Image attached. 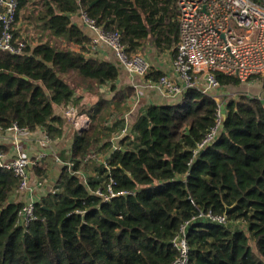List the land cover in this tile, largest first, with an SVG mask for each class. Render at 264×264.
Returning <instances> with one entry per match:
<instances>
[{"label": "trees", "instance_id": "1", "mask_svg": "<svg viewBox=\"0 0 264 264\" xmlns=\"http://www.w3.org/2000/svg\"><path fill=\"white\" fill-rule=\"evenodd\" d=\"M178 1H19L14 35L26 48L21 56L0 51V129H41L51 141L63 140L64 119L56 108L66 106L88 114L90 124L73 134L69 155L60 154L65 165L57 192L36 203V219L26 227L16 224L18 180L0 169V264H174L180 253L173 241L185 226L188 264H264L261 100L223 99L222 117L216 97L189 90L177 103L147 107L111 152L110 139L124 130L122 116L134 93L117 88L121 69L91 56L90 39L71 17L85 13L104 32L118 34L129 57L147 47L173 55ZM30 4H40V11L29 10ZM21 19L66 48L30 46L18 29ZM164 75L150 67L145 80ZM217 79L226 90L241 86L236 78ZM103 87L110 99L101 95ZM216 126L214 139L201 147ZM0 152L7 149L0 146ZM99 155L109 170L89 159ZM40 165L33 167L37 177L46 173ZM88 173L95 177L85 184L78 174ZM109 187L116 197L104 202L96 192L108 194ZM202 214L226 217L228 224Z\"/></svg>", "mask_w": 264, "mask_h": 264}, {"label": "built area", "instance_id": "2", "mask_svg": "<svg viewBox=\"0 0 264 264\" xmlns=\"http://www.w3.org/2000/svg\"><path fill=\"white\" fill-rule=\"evenodd\" d=\"M19 1L0 0V51L21 56L25 53L26 44L14 35ZM177 9L179 41L171 58V67L158 81L145 80V91L157 95L166 104H173L181 101L189 90L206 95L212 91L223 93L226 89L221 87L217 75L236 78L241 84L264 79V0H179ZM81 17L95 35L93 46L109 48L118 65L129 75L145 77L150 65L141 55L129 57L119 42L118 34L104 32L85 13H81ZM139 96L137 92L135 98ZM69 108L65 117L74 129L77 132L88 129L89 116L78 113L73 107ZM125 116L123 119L126 123ZM219 116H222L221 108ZM220 123L221 120L218 121V126ZM218 126L206 137L201 147L214 139ZM126 128L127 124L120 134L112 138L111 152L117 151L121 140L128 136ZM31 133L27 128L17 125L4 131L0 129V137L11 135L16 147L29 142ZM51 142L45 133L40 147L48 148ZM55 158L61 163L57 155ZM36 161L23 152L12 157L0 152V169L12 172L18 180L13 199L22 204L16 222L21 227L35 221V205L46 195L45 180H32L31 174L33 167L37 165ZM101 165L109 170L106 158ZM78 176L86 184L82 174ZM56 192L57 189L54 188L49 194ZM96 194L104 202L116 197L111 187L108 194H103L102 191H97ZM121 195L126 196L127 193ZM201 217L220 225L228 224L226 217H214L211 214H202ZM173 244L180 253L174 264H188L186 226Z\"/></svg>", "mask_w": 264, "mask_h": 264}, {"label": "crops", "instance_id": "3", "mask_svg": "<svg viewBox=\"0 0 264 264\" xmlns=\"http://www.w3.org/2000/svg\"><path fill=\"white\" fill-rule=\"evenodd\" d=\"M71 21L74 25L78 26L83 33L90 39V54L91 56L100 58L104 61H108L111 62L113 64L118 65L117 60L115 59L113 53L111 52V50L109 48H106L105 46L102 45H98V46H93V40L95 39V35L94 33L84 24L83 19L81 17V14H77L71 17ZM147 51L152 52V55L155 57V63L151 64V67L155 70L158 71H162L164 73L169 72V69L171 67V58L172 55L169 52H166L164 54L159 55L156 50H154L153 48L148 49ZM157 57H160L159 59ZM164 58L169 59V63H167ZM119 66V65H118ZM119 68L121 69L120 72V79L118 81V86H121L120 89H124L126 87V81L124 82L121 79V76H127L130 78V83L128 84L130 86V84H133V88L135 89L136 93L139 92L140 96L139 98H130L128 100L127 106H128V111H126L124 113V115L122 117H126V123L127 124V133L126 135H130L132 134V129L133 126L135 124V122L137 121L139 115L141 113H143L147 107L151 106V105H161V104H166L164 101H162L160 98H158L157 95L149 93L147 91L144 90V82L143 84H139L135 83L134 77L132 78V75H129L122 67L119 66ZM123 70V72H122ZM138 78V77H137ZM122 81L120 84L119 82ZM135 93V95H136ZM224 95H227V91H223ZM111 97H106V99H110ZM252 98H257L259 100H261L264 104V88H263V84L261 82V84L258 86V89L252 94ZM177 103V102H175ZM70 107V106H69ZM68 107V108H69ZM64 108V107H59L56 108V115L60 116L64 119V131H65V135H64V139L63 140H56V141H52L49 144L48 148H41L40 147V142L41 140H43V135H45V132L41 129H38L34 132L31 133V137L29 138V142H25L22 145H19L18 147H16V145H14L13 143V137L11 135H4V137H0V146L5 147L7 149V152L4 153L6 154L8 157H12V156H16L19 152H23L25 153L27 156H29L30 158H32L33 160H38L37 165L42 166V168L46 169V173L45 176L42 177H37L35 172L32 170V180L36 181L37 179H44L45 183L47 184L48 179L51 177L50 175L53 173L52 168H54V170L56 169L57 165L55 164V162L57 164H60L61 166H64L65 164L61 161V163L57 162L55 155H57V157H59L60 159V154L62 152L65 151L66 155H69V150L72 147V140H73V134L76 133L77 131L74 129L73 125L66 119L65 117V113H66V109L64 110L62 115H58V113H60V110ZM58 111V112H57ZM88 115V114H85ZM223 117V116H222ZM113 124L112 119L109 120L108 122V128H111ZM118 134V133H117ZM117 134H113L112 138L117 135ZM112 138L110 139V142L112 140ZM66 141V142H65ZM19 148V149H18ZM106 157L99 155L98 159L102 162V160H104ZM47 159V160H46ZM48 160H52V162H54V166L52 168L49 167L50 164H48ZM47 161V162H46ZM100 162V163H101ZM56 165V167H55ZM62 169V167H61ZM61 169L59 172V175L57 177V180L60 176L61 173ZM89 174V175H88ZM88 174H82V176L86 179L87 182V176H93L95 177V175L93 173H88ZM57 182V181H56ZM46 187V186H45ZM55 188V187H54ZM50 191L45 190L44 194H49Z\"/></svg>", "mask_w": 264, "mask_h": 264}, {"label": "rangeland", "instance_id": "4", "mask_svg": "<svg viewBox=\"0 0 264 264\" xmlns=\"http://www.w3.org/2000/svg\"><path fill=\"white\" fill-rule=\"evenodd\" d=\"M28 9L29 10H35V11H40V9H41V6H40V4L38 5V4H33V5H28ZM18 29L20 30V34L24 37V38H26L27 40H28V44L30 45V46H36V45H38L39 43H41V42H50V43H52L53 45H56V46H58V47H60V48H66V45L62 42V41H59V40H57V39H51V38H48V37H46V36H42L41 34H39L38 32H36L35 30H34V28L33 27H31V26H29L25 21H22V19H21V21L19 20V23H18ZM148 49H150V48H146V50H145V52L144 53H142L141 54V56L148 62V64L150 65V67H151V64H153V63H155V57L152 55V52H150V51H147ZM158 59L160 58V57H157ZM160 60V59H159ZM164 60L167 62V63H169V59H167V58H164ZM122 72H123V70H122ZM134 77V79H132V80H134V82L135 83H138V85L137 86H139V84L141 85V84H143V82H145V77L143 78V77H139V76H132V78ZM138 77V78H137ZM121 79L125 82L126 80V87L124 88V89H132L133 90V93H134V95H132V97L131 98H135V93H136V91H135V89L132 87L133 86V84L131 83L130 84V86L128 85L130 82V78L129 77H127V76H121ZM126 79V80H125ZM122 81H120L119 82V84L121 83ZM128 83V84H127ZM261 84V81L260 80H255V81H250L249 83H246V84H241V86L240 87H238V88H234V87H230V88H228V90H227V95H224L223 93H221V92H219V91H212V92H210L209 93V95H212V96H214V97H216V99L218 100V102L219 103H222L223 105L225 104V102L223 101V99H226V100H231V99H235V98H238V97H240V96H249V97H252V94L258 89V86ZM117 88H121V86H118V83H117ZM101 95L103 96V97H112L113 96V94H111L110 93V91H109V88H105V87H103L102 89H101ZM93 99H89V100H87V102H86V104H92L93 103ZM69 107V106H68ZM67 106L66 107H64V108H62L61 110H60V113H58V115H62L63 114V112H64V110L67 112L70 108H68ZM71 107V106H70ZM75 110H77V112L79 113V110H78V108L77 109H75ZM58 112V111H57ZM66 142V141H65ZM91 161H93V162H97V164L98 165H100L101 163V161L98 159V158H89ZM47 160V159H46ZM47 162V161H46ZM48 164H50L49 165V167L50 168H52L54 165V162H52V160H48ZM55 164L57 165V167H56V165H55V167H56V169L54 170V168H52V174L50 175V177H51V180H50V178L48 179V182H47V184L45 183V188H46V190H48V191H52L53 189H54V187H55V184H56V181H57V177H58V175H59V172H60V169H61V167H63V166H61L60 164H57L56 162H55ZM59 171V172H58ZM82 179V181H83V178H81ZM251 247H252V249L254 250V252L257 254V250H256V247L253 245V244H251Z\"/></svg>", "mask_w": 264, "mask_h": 264}, {"label": "water", "instance_id": "5", "mask_svg": "<svg viewBox=\"0 0 264 264\" xmlns=\"http://www.w3.org/2000/svg\"><path fill=\"white\" fill-rule=\"evenodd\" d=\"M220 108H221L222 116H225V108H224V105L222 103H220Z\"/></svg>", "mask_w": 264, "mask_h": 264}]
</instances>
